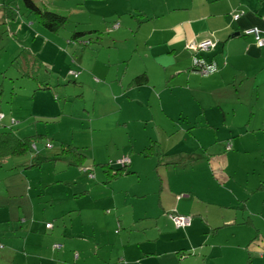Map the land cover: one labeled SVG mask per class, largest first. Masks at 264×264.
<instances>
[{
    "label": "crops",
    "instance_id": "crops-1",
    "mask_svg": "<svg viewBox=\"0 0 264 264\" xmlns=\"http://www.w3.org/2000/svg\"><path fill=\"white\" fill-rule=\"evenodd\" d=\"M241 11V18L231 19ZM126 13L128 20L118 27L129 31L134 43L124 44L129 52L123 54L120 63L126 64L115 74V90L107 88L114 95L108 96L110 103L93 102L92 107L116 114L118 120L110 126H122L123 134L145 135L143 148L124 158L132 173L126 177L148 175L141 172L145 162L153 167L149 176L164 173L166 183L159 176V207L164 214L191 217V225L182 235L167 236L160 227L162 218L152 225L153 217H140L145 222L139 231L135 226L128 228L141 232L140 237L127 240L139 248L136 254H126L124 249L118 262L213 264L230 255L232 264L249 260L264 264V116L258 110V98L251 97L264 89V47H257L254 38L245 34L251 28L264 31V0H135L121 12ZM204 40L216 43L203 56L215 61L218 71L200 77L191 69L186 46ZM32 60L36 65L35 57ZM75 65L85 66V62L78 59ZM86 72L94 70L90 67ZM141 74L148 78L147 85L133 86L132 80ZM104 89L100 86L95 92L105 93ZM83 107L89 110V105ZM152 141L164 154L159 159L141 155ZM251 158L252 165H248ZM18 167L13 168L14 174L32 173ZM177 180L183 183L177 185ZM109 185L103 184L106 189ZM105 188L97 196L111 197ZM165 189L168 200L176 201L170 206L173 210L166 211L162 203ZM77 214L72 209L67 215ZM98 228L102 234L107 232L105 224ZM152 228L158 234L150 239L146 230ZM124 234H118L120 240Z\"/></svg>",
    "mask_w": 264,
    "mask_h": 264
},
{
    "label": "rangeland",
    "instance_id": "rangeland-1",
    "mask_svg": "<svg viewBox=\"0 0 264 264\" xmlns=\"http://www.w3.org/2000/svg\"><path fill=\"white\" fill-rule=\"evenodd\" d=\"M134 1L34 0L40 7L67 16L65 27L52 33L41 27L21 0H0V112L4 116L0 132L11 131L17 138L33 137L35 148L33 155L0 160V264H102V258L104 264H125L118 262L123 250L136 254L139 248L128 245L127 240L134 242L141 235L128 228L141 229L145 220L140 217L144 215L154 218L152 225L156 218H162L160 227L167 236L185 233L176 229L170 214L159 207V176L166 183L164 173L149 176L153 167L145 162L141 172L148 175L123 177L106 189L105 174L98 166L117 169L124 158L143 148V133L123 134L122 126H110L118 120L116 114L92 107L93 102L109 104L108 96H114L107 88L114 89L115 74L126 64L120 63L121 58L128 51L127 45L134 43L129 31L118 26L128 20L127 13L121 12L130 9ZM9 12L14 18L7 15ZM75 32H91L82 41L91 38L92 43L72 42ZM31 57H35L36 65ZM78 59L85 66L75 65ZM90 67L93 74L86 72ZM100 86L105 93L95 92ZM251 97L258 98V110L264 116V89ZM84 104L89 105L88 111H84ZM70 147L86 160L70 165L71 158L61 156L62 150ZM252 161L247 164L252 165ZM31 162L41 165L28 169L32 173L26 175L13 173V168ZM103 188L112 196H97ZM162 203L166 211L176 204L168 200L166 189ZM72 209L79 214L68 216ZM101 224L107 230L104 234L98 228ZM146 231L150 239L158 234L157 228ZM123 232L120 240L118 234ZM142 247L145 249V243ZM134 264L145 263L137 260ZM213 264H232V257L224 255Z\"/></svg>",
    "mask_w": 264,
    "mask_h": 264
},
{
    "label": "trees",
    "instance_id": "trees-1",
    "mask_svg": "<svg viewBox=\"0 0 264 264\" xmlns=\"http://www.w3.org/2000/svg\"><path fill=\"white\" fill-rule=\"evenodd\" d=\"M21 2L23 3L25 9L30 14L36 16L41 27L44 28L45 30L49 31V32L56 33L58 29L64 28L65 25L68 23L67 16L58 14V13L53 12V11H50L46 8V6L40 7L34 2V0H21ZM235 14L242 15V11L235 13ZM7 15L9 17H12L13 14L9 12V13H7ZM12 18H14V15ZM91 32H93L94 34L96 33L95 31H91ZM91 32H88V33H91ZM88 33L87 32H75L72 35L71 40L74 43L79 42V43H83L85 46L89 45L90 43H92L91 38H89V40L87 42L82 41V40H84L83 37L86 36ZM190 52H191V69H192L193 56H198V57L206 59L203 56L204 53L197 54L195 52L193 53L192 51H190ZM32 59H34V57H32ZM206 60H208V59H206ZM192 71L197 73L193 69H192ZM147 83H148V78L146 77L145 74H141L132 80V84L135 87L146 86ZM0 123H1V121H0ZM33 144H34L33 143V137L17 138L11 131H1L0 132V160L5 159V158H10V157L12 158V157L25 156L28 154L33 155L35 153V148H34ZM227 149L228 150L230 149L229 143L227 144ZM141 155L144 158L155 157V158L159 159L164 154L161 151L160 145L157 142L152 141L148 145V147H146L145 149L142 150ZM61 156H66V158H68V159L71 158V160H69V163L72 166H76L79 163H83V161L85 159V157L82 154H79L75 148H71V147L66 149V150L63 149ZM126 160H128V159H126ZM128 164H129V160L125 164H120L119 168H117V169L109 168V170H106L103 168L106 166V164H98V166H100L103 169V173L105 174V176H104L105 180L103 183L105 185H108L113 181H117L123 177H126V176L132 174L128 168ZM40 165H41L40 162H31L30 164H28L26 166H22L21 169L26 171L32 167L40 166ZM108 167H109V165H108ZM170 215H177V214H170ZM177 216H185V215H177ZM186 217H189V216H186ZM190 219H191V217H190ZM186 228H183V229H186ZM176 229H179V228H176ZM54 245L58 246L56 243ZM261 253H263V251H261ZM260 255H258V256H260ZM248 264H250V260L248 261Z\"/></svg>",
    "mask_w": 264,
    "mask_h": 264
},
{
    "label": "built area",
    "instance_id": "built-area-1",
    "mask_svg": "<svg viewBox=\"0 0 264 264\" xmlns=\"http://www.w3.org/2000/svg\"><path fill=\"white\" fill-rule=\"evenodd\" d=\"M240 14H234L232 17L234 20L239 19ZM246 35H251L256 43V46L259 48L264 47V33L259 32L257 29L247 30L245 31ZM216 43L213 40H204L199 43H188L186 48L193 53H206L210 50L214 49ZM192 69L196 71L203 77L210 76L214 74L218 70V66L213 60H206L204 58L193 56L192 60ZM3 119V114L0 113V121ZM14 123V121H12ZM128 160H122L121 164L127 163ZM170 219L172 220L174 226L179 229H183L189 227L191 225L190 217L186 216H177V215H170ZM47 228H51V225H46Z\"/></svg>",
    "mask_w": 264,
    "mask_h": 264
}]
</instances>
